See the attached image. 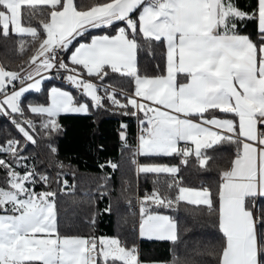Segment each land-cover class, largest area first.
Here are the masks:
<instances>
[{
  "label": "snow or ice",
  "instance_id": "snow-or-ice-1",
  "mask_svg": "<svg viewBox=\"0 0 264 264\" xmlns=\"http://www.w3.org/2000/svg\"><path fill=\"white\" fill-rule=\"evenodd\" d=\"M245 21L254 23L252 34L238 27ZM96 29L103 34L74 46ZM11 36L21 41V52L36 46L17 69L0 64V116L24 141L0 143V264H142L135 244L119 236L62 235L57 192L36 186L67 187V181H51L34 157L24 155L38 138L48 140L55 154L58 117L89 114L105 101L138 119L135 148L127 143L126 124L119 136L132 152L136 175L157 177L152 190L138 197L139 236L175 242L176 220L157 209L215 206L223 237L217 264H264V0H253L247 10L238 0H93L87 6L77 0H0V37ZM157 46L162 66L150 74L139 54L155 59ZM61 52L70 53L67 62ZM115 76L130 82V92L114 86ZM60 78L85 102L54 85L46 89V102L27 99ZM225 145L234 147L233 158L219 171L216 192L186 186L181 166L194 158L207 171L214 159L209 151ZM137 156H176L180 165L141 164Z\"/></svg>",
  "mask_w": 264,
  "mask_h": 264
},
{
  "label": "trees",
  "instance_id": "trees-1",
  "mask_svg": "<svg viewBox=\"0 0 264 264\" xmlns=\"http://www.w3.org/2000/svg\"><path fill=\"white\" fill-rule=\"evenodd\" d=\"M81 6H87L93 0H77ZM239 6L247 10L253 0H238ZM242 32L252 34L255 25L251 21L238 24ZM102 32L97 29L91 33ZM254 38V37H253ZM25 42L30 37H24ZM20 40L11 36L7 39L0 37V64L10 69H17L32 55L35 44L21 52ZM161 48L156 47V58L149 59L144 53L139 54L142 69L150 74H156L155 65L162 66ZM64 54V53H63ZM65 57V54H64ZM117 88L127 86L129 92L131 84L126 79L121 82L115 76ZM108 83V81H105ZM57 86L71 91L79 102L86 98L62 84L58 79L46 82L45 91L39 94H29L27 99L33 102H46V89ZM120 109L110 105L108 101L99 109L90 107L89 114H64L58 117L62 130L52 136L51 143L57 152L51 153L47 147L49 141L37 139L35 146L29 144L24 155L35 158L37 170L47 172L51 181H67V187L62 183H51L50 187L43 184L36 186V191L53 190L57 192V212L59 230L62 235H94L115 237L119 236L129 246L135 244L139 251V259L145 261H162L165 264H217L215 255L222 243L223 237L218 227L215 206H193L185 203L179 205L178 210L157 209L162 214L170 215L178 224V240H160L156 238H141L137 232L139 210H130L125 202L136 193L152 190L154 174L136 175L135 165L132 163V152L124 146L119 132L121 124L127 127V143L135 148L137 123L132 116H123ZM217 116L224 114L216 113ZM36 119V117H32ZM41 133V137H42ZM15 138L23 144V138L5 117L0 116V143ZM234 147L225 145L214 151H209L214 159L208 170H201L194 158H190L188 166H181L180 176L186 186L210 187L215 193L219 183V171L229 166L233 158ZM141 163H171L180 165V157L145 158L137 156ZM108 162L118 167L112 169ZM32 163V160H29ZM4 174L0 172V177ZM110 177V178H109ZM167 177L162 175L161 180ZM102 185H106L102 187ZM261 203H264L262 201ZM111 208L108 212L106 209ZM94 216L95 223L91 220Z\"/></svg>",
  "mask_w": 264,
  "mask_h": 264
},
{
  "label": "built area",
  "instance_id": "built-area-1",
  "mask_svg": "<svg viewBox=\"0 0 264 264\" xmlns=\"http://www.w3.org/2000/svg\"><path fill=\"white\" fill-rule=\"evenodd\" d=\"M60 55L62 57H64V54L63 52L60 53ZM62 84H64L65 86H68L69 88H72L70 85H68L62 78L58 79ZM73 89V88H72ZM74 90V89H73ZM136 123H137V130H136V139H137V136L139 134V131H140V126H139V121L138 119L136 118ZM146 191H150V190H144L142 194H140L139 192L136 193L135 195L132 196V198L128 199L126 202H125V206H127L130 210L134 211V210H139V199L138 197H142L144 195V193ZM129 201H131V203H129Z\"/></svg>",
  "mask_w": 264,
  "mask_h": 264
},
{
  "label": "crops",
  "instance_id": "crops-1",
  "mask_svg": "<svg viewBox=\"0 0 264 264\" xmlns=\"http://www.w3.org/2000/svg\"><path fill=\"white\" fill-rule=\"evenodd\" d=\"M97 30V29H96ZM91 31H93V30H91ZM100 34H103L102 32H97V33H91L89 36H87V38H86V35H85V37L83 38V41H80L79 39L77 40V41H74V46L76 45V44H78L79 42H88L89 40H90V37L92 36V35H100ZM112 34H114V32L112 33ZM64 53V52H63ZM65 54V60H66V56L68 55V54H70V53H68V54H66V53H64ZM66 62H67V60H66ZM221 118H225V117H223V116H220ZM227 118H231L230 116L229 117H227ZM183 145V142H181V146ZM140 163V162H139ZM150 163H155V162H150ZM156 164H168V165H175V164H171V163H156ZM160 214H162V213H160ZM164 215H166V214H164ZM137 232H138V235H139V221H138V223H137ZM140 237V236H139ZM141 262H142V264H165L164 262H162V261H145V260H141Z\"/></svg>",
  "mask_w": 264,
  "mask_h": 264
},
{
  "label": "rangeland",
  "instance_id": "rangeland-1",
  "mask_svg": "<svg viewBox=\"0 0 264 264\" xmlns=\"http://www.w3.org/2000/svg\"><path fill=\"white\" fill-rule=\"evenodd\" d=\"M109 237V236H108Z\"/></svg>",
  "mask_w": 264,
  "mask_h": 264
}]
</instances>
